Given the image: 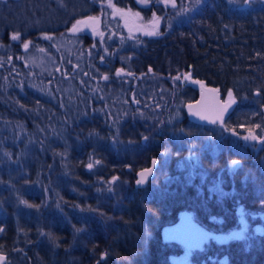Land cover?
Listing matches in <instances>:
<instances>
[{
  "label": "trees",
  "instance_id": "1",
  "mask_svg": "<svg viewBox=\"0 0 264 264\" xmlns=\"http://www.w3.org/2000/svg\"><path fill=\"white\" fill-rule=\"evenodd\" d=\"M200 2L185 20L196 1L171 2L149 38L91 0H0L4 264H173L185 249L159 229L182 209L215 233L262 224L208 240L191 262L264 264V0ZM176 9L183 21L169 24ZM94 16L97 35L73 29ZM25 44L52 70L28 62ZM200 84L233 101L224 125L185 115Z\"/></svg>",
  "mask_w": 264,
  "mask_h": 264
},
{
  "label": "water",
  "instance_id": "2",
  "mask_svg": "<svg viewBox=\"0 0 264 264\" xmlns=\"http://www.w3.org/2000/svg\"><path fill=\"white\" fill-rule=\"evenodd\" d=\"M184 113L192 123L214 124L224 121L233 109V102L230 99H223L215 87L200 84L197 87L196 98L185 103ZM156 165L152 159L150 164L136 172V185H142L151 175ZM137 181H142L137 183ZM243 226L232 228L226 232H212L199 224L190 210H180L173 222L162 225L159 229V237L163 242H171L182 246L187 250L200 251L203 245L212 239L215 242L223 243L241 234ZM4 259L0 264H4ZM181 264H189L183 261Z\"/></svg>",
  "mask_w": 264,
  "mask_h": 264
},
{
  "label": "rangeland",
  "instance_id": "3",
  "mask_svg": "<svg viewBox=\"0 0 264 264\" xmlns=\"http://www.w3.org/2000/svg\"><path fill=\"white\" fill-rule=\"evenodd\" d=\"M191 1H196V4L192 6L191 9L188 10V12L184 13L185 17L183 20L192 17L194 11L197 8V4L201 3L200 2L201 0H199V3L197 2V0H191ZM135 2L139 5V9H135V10L130 9V10L125 11L123 9L121 10L116 9L114 6H111L110 0H100V1L91 0V3H94L96 5V8L101 5H107L112 13L116 12V15L120 19H122L123 23H125L126 26H128V28H126L128 31L127 32L128 36L137 35L140 37H149V38L153 37L154 35H148L147 33L151 31H156L158 33L160 31V27L163 24V19H162L163 14L171 9L170 5H171V2L174 5V0H171V2H166V0H135ZM184 6L185 5H182L183 8ZM145 7H148L150 11L146 10V14H142L144 13L143 12L144 10L142 9ZM175 12L176 13L172 14L173 16L168 19L169 24L183 21L180 19L178 20V18L183 15L181 14V10L176 9ZM48 14L49 13H47L46 16ZM157 18L159 21L158 24H157ZM80 22L82 23L78 24L79 27L76 26L79 30L92 33L91 34L92 36H95V34L97 35L99 21L97 20L96 16H94V18L92 19H90L89 17H85ZM73 29H74V26H73ZM94 30H95V34H94ZM72 40L73 39H70L69 41H67L65 40V38H60L58 39V43L62 48L67 49L71 46ZM24 57L28 62H30L31 64H33L39 69L46 70V71L52 70L53 61L51 60L49 56L48 57L42 56L38 54L37 51L27 48L24 54ZM222 98L226 99L227 97H222ZM222 125L224 124L222 123ZM232 130L233 131L230 132L229 129H226L223 132L228 134L230 137H234V139H238V138L241 139V136H239L241 135V132L252 134V131L247 128L240 129L238 132L235 131V128H232ZM258 221L259 220H257L254 225L251 224L250 226L247 227L248 225L247 222L244 223V221L240 219V223H238L237 228L244 226V228L247 227L246 229L248 230L259 231L262 229V224L259 223ZM189 253H190L189 250H183V252L177 255H174L171 258L172 263L181 264L183 261H186L189 264H194L193 262L189 260Z\"/></svg>",
  "mask_w": 264,
  "mask_h": 264
},
{
  "label": "snow or ice",
  "instance_id": "4",
  "mask_svg": "<svg viewBox=\"0 0 264 264\" xmlns=\"http://www.w3.org/2000/svg\"><path fill=\"white\" fill-rule=\"evenodd\" d=\"M197 2L199 3V0H197ZM90 19H92V18H90ZM158 18H157V24H158ZM78 24H80V23H82V22H80V21H78L77 22ZM74 30L75 31H78L79 29L76 27V26H74ZM94 34H95V30H94ZM148 35H156V34H158L156 31H151V32H148L147 33ZM99 35L101 36V37H103V33H99ZM18 37L16 36V35H13L12 36V39L13 40H15V39H17ZM28 47V45L27 44H25V48H27ZM88 167L89 168H91L92 167V165L91 164H89L88 165ZM113 179H115V177L113 178ZM142 181H137V183H141ZM21 203H23V201H21ZM77 231H79V229H77ZM41 235H44V233H41ZM50 235V234H49ZM4 259V257H3V255H0V261H2Z\"/></svg>",
  "mask_w": 264,
  "mask_h": 264
},
{
  "label": "flooded vegetation",
  "instance_id": "5",
  "mask_svg": "<svg viewBox=\"0 0 264 264\" xmlns=\"http://www.w3.org/2000/svg\"><path fill=\"white\" fill-rule=\"evenodd\" d=\"M222 123H223V122H222ZM222 123H221V124H222ZM200 124H203V123H200ZM216 124H218V123H216ZM219 124H220V123H219ZM211 125H212V124H211ZM243 227H244V226H243Z\"/></svg>",
  "mask_w": 264,
  "mask_h": 264
}]
</instances>
